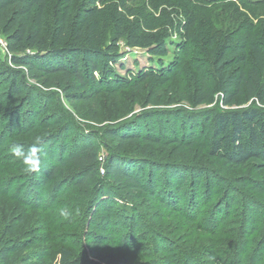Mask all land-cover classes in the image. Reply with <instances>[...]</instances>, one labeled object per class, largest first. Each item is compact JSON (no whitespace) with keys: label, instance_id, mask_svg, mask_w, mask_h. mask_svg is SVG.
Listing matches in <instances>:
<instances>
[{"label":"rangeland","instance_id":"obj_1","mask_svg":"<svg viewBox=\"0 0 264 264\" xmlns=\"http://www.w3.org/2000/svg\"><path fill=\"white\" fill-rule=\"evenodd\" d=\"M63 1L46 3L48 47L101 52L120 15L127 26L151 36L153 44L131 49L121 40L122 60L108 66L116 84L103 85L105 91L92 100L74 102L67 99L75 91L69 82L56 75L36 78L37 73L13 66L0 46V92H8L10 71L24 73L16 79L24 91L19 103L4 99L0 104V264H52L63 247L94 261L107 255L129 264H264V172L253 164L231 169L210 156L205 122L226 109L218 102L222 84L213 68L217 58L226 61L228 46L247 41L264 47V0H73L68 40L58 42ZM229 3L245 4L253 14L239 16L242 9ZM89 6L97 16L84 24V30L90 29L77 40L76 29ZM0 40L6 45L2 34ZM245 53L250 63V49ZM142 71L152 77L142 82ZM204 79L207 88L199 91ZM235 100L233 108L249 105ZM36 113L41 114L33 129ZM53 122L60 127H44ZM109 128L120 135L149 134L162 140L164 130L172 138L193 135L194 144L120 142L105 134ZM63 141L68 151L84 144L96 148L101 161L89 188L78 187L79 170L61 162L67 158L58 152ZM111 156L146 176L154 170L157 187L149 191L154 197L106 178ZM51 167L55 170L49 178ZM105 202L111 208L108 218ZM96 241L109 247L95 255Z\"/></svg>","mask_w":264,"mask_h":264},{"label":"trees","instance_id":"obj_2","mask_svg":"<svg viewBox=\"0 0 264 264\" xmlns=\"http://www.w3.org/2000/svg\"><path fill=\"white\" fill-rule=\"evenodd\" d=\"M73 0H64L62 7V15L60 19L59 41L65 42L68 40L69 33V18L70 10ZM47 0H0V34L6 39V51L11 55V63L17 68H23L29 74L37 73L36 78L40 76H59L62 81L69 82L72 85L73 93L67 95L70 102L86 101L96 98L101 92L105 91L102 86L112 88L116 84L113 78L114 71L108 66H115L117 62L122 60L119 55V42L124 40L125 45L131 49H145L151 48L153 39L149 35L140 33L133 27L127 26L123 21L122 16L118 24L110 31L109 43L103 49H82L77 53L72 50H58L53 46H46L45 40V10ZM94 4L93 1L89 2ZM228 6H233L234 10L242 9L239 16L249 18L253 14L252 9L247 5L242 4L241 7L234 3H229ZM97 16L95 7L89 6L85 11L83 26L76 29L75 38L81 40L83 38L84 24L91 20H95ZM98 41H92V45ZM225 55L228 54L226 61L219 59L214 62L213 68L221 79V93L219 94L218 102L226 109H219L212 113L211 117L205 120L206 126L209 125V133L211 137L210 152L208 153L218 161L231 169L245 168L249 164H253L259 172H264V47L257 42L247 41L243 44L228 46ZM249 48L252 56V61L247 62V55L245 49ZM33 50V53H27V50ZM239 55V56H238ZM63 56V57H62ZM222 56V55H221ZM238 56V57H235ZM67 57V58H66ZM237 58V61H232ZM102 64L104 68L102 69ZM236 64H242L241 67L233 69ZM12 74L10 87L7 94L0 92V104L4 99L8 103L15 100L19 103V98L23 96V90L16 85V79L23 78L24 73L21 71H10ZM99 76L96 78L95 75ZM116 74V73H115ZM142 82L152 77V74L142 71L139 76H142ZM129 78L136 79L132 73L128 74ZM206 79L201 82L199 91H205L207 88ZM82 91V92H80ZM209 92V91H208ZM207 92V93H208ZM206 93V94H207ZM209 94V93H208ZM26 96V95H25ZM208 95H205L204 100ZM236 98L238 104H248L246 107L233 108ZM203 100V101H204ZM213 101L212 98L209 99ZM26 103L29 99L25 98ZM202 101L198 100V103ZM25 103V104H26ZM34 109L36 105L33 100H30ZM1 106V105H0ZM36 110V109H35ZM41 113H36L31 127L33 129L38 127L35 119ZM45 128L60 127V123L53 122L51 125L44 126ZM164 129V128H162ZM71 128L66 130L67 133ZM176 127L174 125V131ZM65 135L67 136V134ZM151 133H154L152 129ZM165 140L160 137L151 136L149 134L138 135H120L116 129H106L105 134L111 138H116L120 142L133 143L136 140L144 141L150 145H182L191 147L194 144L193 135L183 138L169 135L168 131H162ZM168 134V135H167ZM188 137V139H187ZM167 138V139H166ZM58 152L61 156L67 154V158L63 157L61 162L69 161L70 164L79 170L76 175V185L80 188L90 187L88 183L93 179L98 170V152L91 144L81 145L80 148L73 147L68 151V145L65 141L59 145ZM56 153V152H55ZM47 151L44 150L43 155ZM21 156L20 158H22ZM106 178L117 186H126L132 188L141 194L153 196L149 192L152 187L156 189L157 184L155 180V171L150 175L139 173L132 167H127L117 156L109 157L106 162ZM55 167L49 168L48 174L54 173ZM149 170V171H150ZM163 177V175H162ZM173 178V177H172ZM167 179V178H166ZM48 182V181H47ZM45 182L44 184H47ZM195 184H199V180H194ZM186 184L178 186L179 192ZM245 184V183H243ZM253 188H258L253 185ZM105 196V194H101ZM154 197V196H153ZM106 201V200H105ZM105 215L111 216V208L104 203ZM95 255L103 252L109 246L102 241L94 242ZM94 255V257H95ZM173 257V256H172ZM6 258L3 256L2 259ZM52 264H129L125 259H115L112 256H105L103 259L94 261L88 258L84 253L75 254L67 247L60 248L52 257ZM187 264V263H186Z\"/></svg>","mask_w":264,"mask_h":264},{"label":"clouds","instance_id":"obj_3","mask_svg":"<svg viewBox=\"0 0 264 264\" xmlns=\"http://www.w3.org/2000/svg\"><path fill=\"white\" fill-rule=\"evenodd\" d=\"M32 151L38 153L40 151V149L39 148H33ZM38 163H39V161L37 159V161H36L37 167H38Z\"/></svg>","mask_w":264,"mask_h":264},{"label":"built area","instance_id":"obj_4","mask_svg":"<svg viewBox=\"0 0 264 264\" xmlns=\"http://www.w3.org/2000/svg\"><path fill=\"white\" fill-rule=\"evenodd\" d=\"M0 46L6 50V45H4V43L1 40H0ZM100 161H101V158H100Z\"/></svg>","mask_w":264,"mask_h":264}]
</instances>
